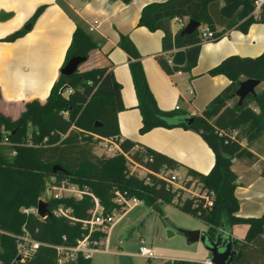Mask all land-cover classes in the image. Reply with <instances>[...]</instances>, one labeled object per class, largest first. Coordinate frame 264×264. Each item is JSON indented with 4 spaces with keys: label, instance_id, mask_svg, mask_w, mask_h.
<instances>
[{
    "label": "trees",
    "instance_id": "1",
    "mask_svg": "<svg viewBox=\"0 0 264 264\" xmlns=\"http://www.w3.org/2000/svg\"><path fill=\"white\" fill-rule=\"evenodd\" d=\"M256 1L168 0L152 3L141 10L137 26L150 32L161 31L164 52H185L186 60L180 68L168 66L163 56L156 57L166 73H189L197 64L204 44L202 29L211 31V42H216L231 30L246 33L252 24H264V6L256 15L252 14ZM42 10L39 8L34 13L30 24ZM174 20L183 23L175 35L171 33ZM188 21H194L200 27L192 34L180 37ZM25 33V29L19 30L4 41L13 42ZM117 46L128 57L136 108L141 117L139 133L176 127L196 132L214 155L211 170L203 175L149 147L128 139L121 140L117 114L124 106L113 66L111 63L105 66L94 63L99 47L77 26L64 65L73 56L84 57L85 61L71 76L59 73L44 101L25 102L20 111L9 110L5 108L0 92V128L4 129L14 150L12 160H7L0 148V264L14 262L17 242L21 238L39 244L24 264H58L55 248L74 247L88 234L83 222L90 220L94 208L88 194L98 200L103 216L123 215L127 209L115 202L116 193L127 200L137 199L155 212H160V204L174 205L182 213L208 224L214 231L208 235L211 238L218 230L230 234L233 227L246 226L245 237L238 249H234L236 255L231 264H264V211L259 218L237 216L239 204L234 195L237 175L232 169L233 160L250 164L257 161L249 146L264 134V89L249 94L241 104H238L235 92L241 78L264 84V52L256 58L230 56L210 69L209 76L222 75L229 84L208 103L200 116L193 117L188 126L185 123L187 114L158 108L147 85L141 57L128 36H121ZM96 122L100 126L95 127ZM28 135L31 146L26 145ZM103 139L119 142L122 154L95 155L93 144ZM243 140L246 147L241 146ZM129 164H137L147 172L142 177L132 174ZM180 168L186 170L183 187L199 186L198 195L183 198L184 190L158 177H166L167 173ZM260 174L264 176V169ZM69 186H75L85 194L80 198H50L47 201L50 217L39 219L32 213L21 212V209L36 207L46 190ZM58 209L68 211V217L55 215ZM106 238L107 234L100 231H93L89 237L91 242L97 243ZM69 264H90V259L85 260L79 254ZM173 264L203 263L175 261Z\"/></svg>",
    "mask_w": 264,
    "mask_h": 264
},
{
    "label": "crops",
    "instance_id": "2",
    "mask_svg": "<svg viewBox=\"0 0 264 264\" xmlns=\"http://www.w3.org/2000/svg\"><path fill=\"white\" fill-rule=\"evenodd\" d=\"M166 1L0 0V92L5 108L20 111L21 104L33 100L44 101L48 97L64 65L72 35L79 26L99 47L94 63L97 66L111 63L114 78L121 87L124 110L117 114L121 140L128 139L149 147L184 167L203 175L208 174L214 163V155L196 132L176 127L139 133L141 117L136 108L137 99L128 68L129 61L117 42L121 36H128L140 55L147 85L158 108L173 111L178 107L176 111L187 114L189 118L200 116L208 103L229 84L222 75L209 76L210 69L230 56L256 58L264 52V24H252L246 33L231 30L219 41L204 43L197 64L189 73L168 74L161 68L156 57L167 58L176 51L170 54L162 50L161 31L150 32L137 26L141 10L146 5ZM39 8H43L41 14L30 24ZM94 22L98 24L90 31ZM28 24L31 27L22 37L13 42L4 41L7 36L24 29ZM182 25V21L179 23L174 20L171 33L175 35ZM243 80L245 78L240 79ZM262 87L264 84L260 83L255 92L264 89ZM241 146H247L245 140ZM249 150L257 157L256 162H232V169L237 175L234 192L239 204L237 216L244 219L259 218L264 211V176L260 174L264 169V134L249 146ZM181 170L186 173L184 168L174 173L179 177ZM132 206L117 218L105 240L107 251L100 253L110 254L111 246L115 244L112 239L115 227L131 213L134 209ZM146 209L141 212L138 210L139 214L132 219L131 224H141L139 220L148 211L152 213V210ZM236 229L239 231L238 237H235ZM246 229L243 225L232 228L230 235L235 250L245 237ZM142 242L139 241L140 246H143ZM209 260L208 253L201 259L187 262L203 263ZM170 261L174 263L185 260ZM164 262L160 260L158 264ZM102 263L109 264V261L103 259Z\"/></svg>",
    "mask_w": 264,
    "mask_h": 264
},
{
    "label": "rangeland",
    "instance_id": "3",
    "mask_svg": "<svg viewBox=\"0 0 264 264\" xmlns=\"http://www.w3.org/2000/svg\"><path fill=\"white\" fill-rule=\"evenodd\" d=\"M259 90L260 89H257V91ZM229 104L231 105L232 102ZM234 136H236V134H234ZM93 146L95 155L112 156V153L108 150L111 146L103 140L95 142ZM1 153L7 160H12L14 156V150L11 146L3 147ZM129 170L139 177H142L145 174L142 170L136 168L132 164H129ZM185 174L184 170L180 171L178 177L180 184H182L186 176ZM190 191L194 193L195 196L198 195L200 192L199 186L191 187ZM53 196L61 198L69 195L62 190L51 188L41 195L40 200L47 203V201L50 198H53ZM188 196L192 195L185 192L183 198ZM132 207L134 209L131 213L115 227L112 236L115 244L111 246L110 254L100 253L101 251L95 253L91 257L92 264H103V259L108 260L109 264H158L160 260H165V262L172 259L185 261L198 260L204 257L205 254H208L200 242L188 244L186 239L179 233L180 230L199 231L207 233L210 236L214 231H212V228L208 224L182 213L174 205L167 204L159 205L160 212L151 211L152 213H150V211H148L147 215L139 220L141 221V224H131L133 221L132 219L139 214L138 210H140V212L147 210L141 202L137 204L136 207ZM31 209L36 211V207ZM23 210L24 209H21V212ZM119 216L120 215H117L115 219ZM240 228H242V226ZM119 230H122V232ZM169 232H172L173 235H169ZM215 235L212 239H215ZM238 236L239 231L236 229L235 237ZM140 240L143 241V246L151 248L154 253L153 259L147 260L141 258L137 254ZM126 242L129 243L126 244Z\"/></svg>",
    "mask_w": 264,
    "mask_h": 264
},
{
    "label": "built area",
    "instance_id": "4",
    "mask_svg": "<svg viewBox=\"0 0 264 264\" xmlns=\"http://www.w3.org/2000/svg\"><path fill=\"white\" fill-rule=\"evenodd\" d=\"M254 6L255 7H254V11L252 14L256 15L260 11L262 6H264V0H257L255 2ZM177 21L179 23H181L180 20H177ZM97 24H98L97 22H94V24L90 27L89 30L90 31L94 30V27ZM201 39H202L203 43L211 42L213 39L212 32L209 31L207 28L202 29ZM172 57H173V55L168 56L166 58V63L168 66H173ZM178 73H180V72H178ZM190 94H191V92H190ZM178 109H179L178 107L175 108V110H178ZM30 140H31V136L28 135L25 138V141L27 142V144H26L27 146H31ZM103 141L111 146V148L108 150L110 153H112V156L116 155V154H122V151L119 147V142L112 140V139H103ZM7 146L12 147L13 145L10 142L8 136L5 134L4 129L0 128V148L7 147ZM132 165L135 166L136 168H139L144 173L147 172L143 167H141L137 164H132ZM131 173L134 174L133 172H131ZM158 177L163 178L166 182L172 184L173 186H175L177 188H181L182 190H184V192L189 193L192 196H195L194 193H192L190 191L191 187H195V186L193 185L189 189H185L183 187V185L179 183V178L174 172L167 173L166 177H163L161 175H158ZM53 189L62 190L64 192L68 193L69 196H72L75 198H80L83 194H85V192L80 191L75 186L60 187V188L53 187ZM88 195L91 197V199L93 200V203H94V208L91 211L90 220L83 222L84 227H86L88 229V234L82 240L77 241V244L74 247H71V248H67V247H63V246L56 247L55 249H56V252L58 255V264H69L71 262H74L79 254H81L85 260H88V259H91L92 255H94L97 252L107 251V249L105 248V241L102 243H97L96 241L91 242L89 237L93 231H100V232H104V233L108 234L109 230L111 229V227L115 224V222L117 220V218L115 219L117 214L113 213V214L108 215V216H103L102 215V208L100 207L98 200L93 195H91V194H88ZM53 198H58V196H53ZM115 202L118 204L124 205L126 207V209L132 205H136L137 203H140V201H138L137 199L127 200L123 196H121L119 193H116ZM22 212L24 214L32 213V214L36 215V211L31 209V208L24 209ZM54 213H55V215L64 216V217H68V215H69L68 211H64L62 209H58ZM101 245H102V247H101ZM38 246H39V244L35 241H30V240H28V238H21L17 242L16 257H20L21 261L24 264L25 259H27L32 254V252L38 248ZM138 255L141 258H144L147 260L154 258L153 251L151 250V248H148L146 246H140L138 248ZM203 264H211V263H210V261H205V262H203Z\"/></svg>",
    "mask_w": 264,
    "mask_h": 264
},
{
    "label": "water",
    "instance_id": "5",
    "mask_svg": "<svg viewBox=\"0 0 264 264\" xmlns=\"http://www.w3.org/2000/svg\"><path fill=\"white\" fill-rule=\"evenodd\" d=\"M31 25L28 24L25 26V30L28 31ZM200 25L194 21H188V23L184 26L183 30L180 32V37H184L192 34L195 30H197ZM186 60L185 52L183 50H179L174 52L172 57L173 67L180 68L184 65ZM85 61L84 57L73 56L71 57L64 67L60 70V73L64 76H71L74 74L78 67ZM260 81L254 79H245L240 81L237 91L235 92V97L238 100V104L249 95L255 94V89L259 86ZM67 89V86L64 87V90ZM193 122V116L187 118L185 123L190 126ZM100 126L98 122L95 123V127ZM36 216L39 219H45L50 217V213L48 211V205L46 202L39 200L36 206ZM179 233L186 239L188 244H194L200 242L203 248L210 255V263L211 264H231L236 252L232 245L231 235L226 233L223 230H218L215 235V239H212L208 236L207 233L199 232V231H186L180 230ZM169 235H173L172 232H169ZM12 264H23L20 257H16ZM163 264H173L172 261H166Z\"/></svg>",
    "mask_w": 264,
    "mask_h": 264
}]
</instances>
